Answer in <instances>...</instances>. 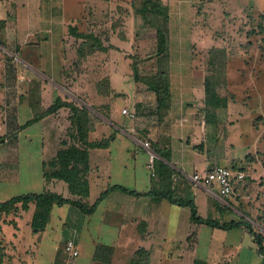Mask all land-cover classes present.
Segmentation results:
<instances>
[{"label": "crops", "instance_id": "1", "mask_svg": "<svg viewBox=\"0 0 264 264\" xmlns=\"http://www.w3.org/2000/svg\"><path fill=\"white\" fill-rule=\"evenodd\" d=\"M78 1L62 0L61 9L57 8L55 13L57 17L54 14L44 17L33 12L28 0H0V203L22 195L48 193L46 187L62 196L67 185L49 176L54 171L49 162L60 150L73 145L88 150L89 191L86 197L71 196L67 191L66 199L89 205L92 189L102 178L106 190L111 186H132L137 187L131 189L134 192L147 194L169 188L179 196L188 195L191 199L182 201L191 202L200 214L197 218L203 222L191 221L189 206L115 190L89 214L71 205L54 206L45 229L33 233L30 223L34 204L29 203L27 209L17 204L15 210L0 213L1 254L3 246H18L25 255L30 249L35 250L37 264L39 248L57 226L60 235L55 237L49 264H104L93 260L101 246H106L102 258L108 264H193L194 261L264 264V101L248 100L238 107L234 99V104L227 103L224 107H207L204 81L201 79L200 85L187 84L188 78L180 82L182 87L177 97L170 75L181 72H173L171 66V99L162 113L157 112L155 93L144 84L134 81L132 86L125 87L109 77L103 87L81 84L79 79L89 70L91 56L109 54L110 50L100 35L78 30L77 27L85 24V14ZM163 4L170 25L175 8ZM181 10L182 6L176 8ZM28 27L35 33L31 42ZM72 27L79 33L92 32L106 51L81 58L78 48L82 40L69 33ZM64 31L79 41L73 49L68 48L69 36H63ZM9 46L11 52L6 51ZM15 52L21 57L19 65L12 62L18 56ZM170 55L169 50V58ZM109 69L113 75H122L116 64ZM76 70L80 73L78 78L72 76ZM195 72L193 69L188 73ZM23 78L26 83L21 82ZM32 80L38 84L35 100L29 92ZM231 84L228 78V85ZM21 86H25L24 91H20ZM16 94L20 96L14 99ZM56 98L86 109V142L100 147H87L75 140L68 108L43 115ZM242 107L247 110L241 112ZM124 109L135 117L122 115ZM246 111L251 118L244 133L237 132L236 124L239 126ZM143 141L167 155L165 159L156 154L165 171L159 168L156 175H150ZM213 166L239 168L245 173L244 181L231 197L222 198L216 187L207 188L191 181L193 174ZM181 214L185 219L179 227ZM126 218L130 219V227L124 228ZM231 222L241 225L228 229L213 225ZM21 223L27 230L24 236ZM243 223L251 226L252 233ZM72 232L76 233L74 242L79 253L74 259L62 250ZM254 234L262 237L263 252L259 251ZM20 261L25 263L26 257ZM13 263L16 264L10 263L9 258L4 260L3 255L0 258V264Z\"/></svg>", "mask_w": 264, "mask_h": 264}, {"label": "rangeland", "instance_id": "2", "mask_svg": "<svg viewBox=\"0 0 264 264\" xmlns=\"http://www.w3.org/2000/svg\"><path fill=\"white\" fill-rule=\"evenodd\" d=\"M61 1L28 0L30 2L29 6L35 8L32 7L33 12L43 14L44 17L53 16V14L54 17H57L55 13L57 14V8L61 9ZM140 1H78L85 14V24H82L83 28L77 27L78 30L81 28V30L92 31L100 35L104 39L103 44L109 46L110 50L109 54L97 53L91 56L88 63L89 70L85 71L84 77L79 79L81 84L88 85L91 88L101 84L103 87L109 77L110 79L116 78L117 84L121 83L125 87H130L136 82L132 65H136L141 76L155 72L154 47L156 32L151 25L145 23L141 16L136 13L135 7L138 6ZM162 2L170 5L171 9L175 8V11L172 12L170 25L168 22L170 31L168 45L171 54L169 66H171L173 72H181V74L170 75L177 97L182 87H180V82L184 78L189 79L187 84L192 83L194 85H200L201 79L202 81L211 80L210 77H213L215 72L209 66L208 51L216 48L222 49L226 57L224 75H220L218 80V95L220 98H225L226 104H232L234 99H237L238 102L233 104L238 107L248 100L264 101V0H162ZM179 6H182V10L176 11ZM37 8L43 11L37 12ZM28 33V40L30 42L34 41V31L29 28ZM62 34L63 36H69L67 31ZM69 37L66 44L68 48L73 49L79 41L74 40L71 36ZM10 50L12 49L9 46L6 51L11 52ZM15 53L18 56L15 60L12 58V62L19 65L22 62L21 57L18 52ZM115 64L119 67L118 70L122 75L118 76L111 73L112 70L109 67ZM75 68L77 69V67ZM193 69L196 71L193 75L188 73ZM79 74V71L76 70V73L72 74V76L78 78ZM228 78L232 81V86L228 85ZM21 82L26 83L25 80ZM36 82L32 80L30 85L35 87ZM183 83L185 84V80ZM22 86L19 88L20 91L25 90V86ZM140 87L143 88V86ZM16 91L19 92L18 90ZM18 95H14L13 98L16 99L20 96ZM245 109L242 107L241 112H244ZM235 110L238 111V108L235 107ZM250 118V114L246 111L238 123L239 126L236 124V131L240 130L244 133L247 121ZM98 182L92 189L89 205H85L87 207L94 206L102 191H106L107 184L105 179L102 178ZM125 187L130 188L129 190L137 189V187L134 188L132 186ZM46 189H48V193H53L50 187H46ZM63 189L64 191L61 195L66 198L68 190L66 186ZM162 190H166V193L169 192L171 197L178 201L191 199L188 195L179 196L170 189L168 191V189L162 188ZM199 215L196 213V216ZM184 219L181 214L178 219L179 227H182ZM128 223H130V219L126 218L124 228L130 225ZM25 227V224L21 223L22 234L27 231ZM59 235L58 227L55 226L51 231L50 239L39 248L40 253L37 264L50 263L53 244L57 241L55 237ZM2 250L4 251L1 254L0 248V258L3 255L4 260L9 258L10 263L16 262V264H19L17 263L18 260L20 261L25 257V263L20 261V264H35V259L38 255V251L31 249L25 255L24 251H19L18 246H3ZM200 263L207 264L208 262L201 261Z\"/></svg>", "mask_w": 264, "mask_h": 264}, {"label": "trees", "instance_id": "3", "mask_svg": "<svg viewBox=\"0 0 264 264\" xmlns=\"http://www.w3.org/2000/svg\"><path fill=\"white\" fill-rule=\"evenodd\" d=\"M135 8L136 13L142 17L143 21L155 29L156 38L154 59L156 70L150 75L141 76L136 65H132L134 80L138 83L144 84L149 90L155 93L157 112L162 113L167 110L171 99L169 79L168 10L161 0H141L138 3V6ZM69 33L77 39L82 40L78 48L79 56L81 58L92 55L97 51H106V48L102 46L101 41L97 39L92 32L79 33L77 32L76 28L72 27L69 28ZM208 57L209 66L212 67V70L217 76L213 74V77H210L211 80H204L203 85L205 93V106L213 108L224 107L226 105V99L220 98L218 95V80L220 75H224L225 72V52L222 49H210L208 51ZM98 87H102L101 84L98 85ZM37 89L38 84H36L35 87L30 86L29 89L31 98L34 100ZM22 98L23 97L21 96L20 99ZM62 107L68 108L71 113L70 121L74 127L75 140L82 142L87 147H100V144L86 142V136L88 132V112L85 108L76 107L71 103L62 102L60 99L56 98L54 104L47 111H45L43 115L54 113ZM152 149L156 154H159V156L168 159L166 154L160 153L154 147H152ZM160 163L161 162L158 160L155 161V173L160 171L159 168H162L165 171L164 165ZM49 167L54 168V171H52L49 176L51 178L63 181L67 185V189L71 196L86 197L88 195L89 185L86 179V174L89 168L88 150L78 149L73 145L68 146L57 153L56 157L51 162H49ZM229 169L238 170L239 168ZM115 190L133 196L149 195L157 199H167L170 203L176 204L178 206H189L192 216L191 221L197 223L203 222L197 218L196 209L191 202L175 200L171 197L169 192L166 193V191L152 190L147 194H141L121 186H111L108 188L106 191L101 193L94 206L91 207H87L77 200L66 199L54 193L27 194L14 197L4 203H0V213L7 214L10 210H15L14 208L17 204H21L23 209H27L29 203H33L35 210L31 219L30 227L33 233H38L45 229L49 220L50 212L54 206L71 205L77 207L82 213L89 214L95 210L96 205H98V203L104 199L110 191ZM210 224L212 225V223ZM213 225L214 227L228 229L241 224L231 222L222 226H219L215 223H213ZM242 225H244L245 228L250 231V233H252L251 226L249 224L243 223ZM254 237L257 245L259 246V251L263 252L262 237L257 234H254ZM105 249L106 246H101V249H98L95 253L93 260L108 264V260H103L102 258V252H104ZM193 264L201 263L199 261H194Z\"/></svg>", "mask_w": 264, "mask_h": 264}, {"label": "built area", "instance_id": "4", "mask_svg": "<svg viewBox=\"0 0 264 264\" xmlns=\"http://www.w3.org/2000/svg\"><path fill=\"white\" fill-rule=\"evenodd\" d=\"M122 115H126L129 118L133 119L135 117L134 113L128 112L127 109H124L121 112ZM142 147L148 153V170L151 176L155 175V161L157 159L156 153L152 150L151 145L147 141L141 142ZM191 181L199 186L203 187H216L218 194L222 198L231 197L236 190V187L240 185L245 179V173L241 170H233L222 166H213L202 172H197L190 177ZM76 233H71V239L67 240L62 247L63 252L71 257L75 258L78 256V249L74 242Z\"/></svg>", "mask_w": 264, "mask_h": 264}]
</instances>
